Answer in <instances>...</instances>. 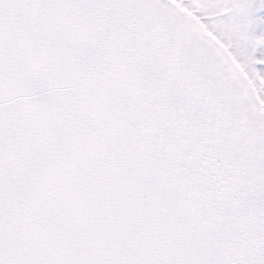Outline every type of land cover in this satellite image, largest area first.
I'll return each mask as SVG.
<instances>
[{
  "label": "snow or ice",
  "instance_id": "snow-or-ice-1",
  "mask_svg": "<svg viewBox=\"0 0 264 264\" xmlns=\"http://www.w3.org/2000/svg\"><path fill=\"white\" fill-rule=\"evenodd\" d=\"M0 264H264V0H0Z\"/></svg>",
  "mask_w": 264,
  "mask_h": 264
}]
</instances>
